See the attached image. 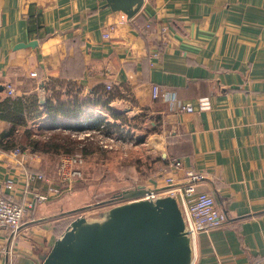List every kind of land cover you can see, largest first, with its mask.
I'll return each mask as SVG.
<instances>
[{
    "label": "crops",
    "instance_id": "1",
    "mask_svg": "<svg viewBox=\"0 0 264 264\" xmlns=\"http://www.w3.org/2000/svg\"><path fill=\"white\" fill-rule=\"evenodd\" d=\"M51 80L74 82L82 95L106 92L111 111L88 109L96 118L138 121V132L149 125L146 147L163 163L140 186L167 189V177L179 185L185 171L201 173L197 191L211 194L226 220L196 235L191 264H264V0H144L130 19L104 0H0V101L7 88L44 99ZM153 85L174 101L153 99ZM200 98L208 109L196 107ZM74 121L43 116L29 127L47 135ZM7 128L0 120V133ZM9 151L0 148V185L13 181L4 194L33 207L18 238L0 227V264H39L81 207L59 180L60 156L22 149L18 166ZM23 171L48 181H32L25 193Z\"/></svg>",
    "mask_w": 264,
    "mask_h": 264
},
{
    "label": "water",
    "instance_id": "2",
    "mask_svg": "<svg viewBox=\"0 0 264 264\" xmlns=\"http://www.w3.org/2000/svg\"><path fill=\"white\" fill-rule=\"evenodd\" d=\"M104 1L105 7L127 19L144 2ZM153 191L143 186L124 190L113 199L121 203L109 207L100 218L75 217L39 264H191L193 240L176 199H143Z\"/></svg>",
    "mask_w": 264,
    "mask_h": 264
},
{
    "label": "built area",
    "instance_id": "3",
    "mask_svg": "<svg viewBox=\"0 0 264 264\" xmlns=\"http://www.w3.org/2000/svg\"><path fill=\"white\" fill-rule=\"evenodd\" d=\"M164 28L161 30L162 43L164 44ZM107 37V34H105ZM162 44V45H163ZM154 57L158 56V53L153 54ZM31 75H35L32 73ZM109 89V86L106 87ZM7 94L11 96L13 90L7 88ZM151 96L153 99L158 97H163L166 100L174 101L173 94L169 93L164 89H160L159 86L153 85L151 88ZM178 109L181 111L192 112L194 106L190 103H178ZM196 107L199 110H206L210 107V103L207 98H200L197 101ZM108 122L103 117H99L94 123H89L81 131H72L63 127H56L58 130L71 133L73 137L82 139L85 137L92 138V133L103 135L107 137L113 135L110 132H106L104 126L100 125L99 129L95 125L102 120ZM98 127V126H97ZM103 128V129H102ZM104 146V145H103ZM106 147V146H104ZM9 159L18 166L23 163L24 152L19 147H15L8 152ZM173 166L177 169L179 168L178 163H174ZM83 158L80 154L72 155H61L57 165V175L59 180L69 189L75 181L80 180L82 175ZM24 192H27L28 186L32 181L44 180L48 181L42 174L29 173L28 171H23ZM185 182L179 185L174 183L173 177H167L166 183L168 185L167 189L155 190L149 195H145L143 199H154L161 196H173L181 211L182 215L186 221L188 231L192 237L193 242L195 237L199 232H204L212 227L219 226L223 224L226 220L225 214L217 207L214 197L206 192L197 191L196 183L202 179L201 173L187 170L185 171ZM13 181L7 180L5 183L0 185V227H4L9 230L11 239H16L20 236L21 224L23 217L27 209L33 207V202L27 201L17 202L12 197H8L4 194L5 189H12ZM50 194L60 193L59 189L50 187L48 189ZM48 195H36L38 200H46Z\"/></svg>",
    "mask_w": 264,
    "mask_h": 264
},
{
    "label": "trees",
    "instance_id": "4",
    "mask_svg": "<svg viewBox=\"0 0 264 264\" xmlns=\"http://www.w3.org/2000/svg\"><path fill=\"white\" fill-rule=\"evenodd\" d=\"M56 84L65 87V91L63 93L55 92L53 88ZM44 89L47 94L43 102L40 101L41 97L37 93L19 97L7 96L0 101V120L8 123V128L0 133V148L11 150L19 147L52 157L75 153H80L83 157L91 155L95 151L93 143L90 141L91 138L79 139L71 134H65L66 132L63 131L36 135L33 129L29 127V123L43 116L52 120L54 125H59L56 124L58 119H73L75 121L72 126H67V123H64L63 128L81 131L84 124L98 120L97 116L88 113L87 110L99 108L105 112L111 111L108 107L111 97L106 92H91L89 95H82L81 88L70 81L51 80L45 84ZM113 118L124 121L118 115H114ZM82 119L85 121L81 123ZM126 122L124 121V123ZM100 125L104 126L106 132L110 133L118 127L116 124L104 122L103 119L95 127L99 129ZM153 161L161 163V165L163 163L162 159L157 157H154Z\"/></svg>",
    "mask_w": 264,
    "mask_h": 264
},
{
    "label": "rangeland",
    "instance_id": "5",
    "mask_svg": "<svg viewBox=\"0 0 264 264\" xmlns=\"http://www.w3.org/2000/svg\"><path fill=\"white\" fill-rule=\"evenodd\" d=\"M100 115L105 116L109 124L114 123L118 127L112 131L113 135L110 137L92 133L90 141L95 151L85 157L78 153L83 158V177L71 183L72 191L78 198L71 203L81 208L70 213L69 218L79 215L89 219L100 218L102 212L121 203L113 199L122 191L142 185L162 166L161 163L153 161V158L157 157L156 153L146 147L145 133H151L147 123L144 125V131L138 132L135 130L138 121L113 122L106 115Z\"/></svg>",
    "mask_w": 264,
    "mask_h": 264
}]
</instances>
